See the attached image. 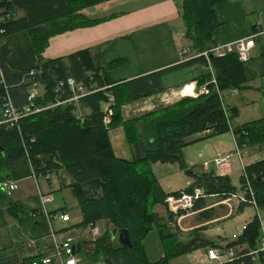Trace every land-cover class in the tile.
Instances as JSON below:
<instances>
[{
	"label": "trees",
	"instance_id": "1",
	"mask_svg": "<svg viewBox=\"0 0 264 264\" xmlns=\"http://www.w3.org/2000/svg\"><path fill=\"white\" fill-rule=\"evenodd\" d=\"M107 1L111 0H0V18L4 17L0 21V39L28 31L38 59L36 68L15 72L0 54V79L3 75L7 87L6 90L0 88V107L6 92L15 106L24 107L29 104L30 87L35 83L45 86V93L35 100L36 107L44 108L42 111L21 119L18 127L0 126V159L7 165L28 157L35 172L42 175L64 170L76 182L72 191L83 216L78 227H93L105 220L113 229L128 230L131 247L112 243L110 232H107L94 242V251L89 257L94 260L103 258L106 264H153L147 257L144 242L155 227L164 251V258L155 264H170L173 259L196 250L217 247L203 234L206 228L196 229L185 242L168 227L176 214L170 212L165 204L169 195L160 186L152 164L178 165L181 170L188 171L184 149L195 143L194 137L198 135H201L198 140H202L231 132L242 152L246 148H262L264 118L236 127L233 121L239 116L238 109L226 107L224 111L219 92L225 95L245 82L237 54L211 58L217 86L211 83L210 72L202 73L196 80L198 88L207 84L208 95L186 97L174 105L130 121L123 119L124 106L165 93L166 75L196 66L206 69V60L193 58L112 86L108 71L122 62L104 65L100 54L93 49L80 50L54 60L44 59L43 54L53 36L95 25L97 21L84 17L81 11ZM227 1L230 0H183L185 38L190 41L195 55L216 45L215 33L220 24L215 7ZM19 11L23 12V17L17 16ZM8 15L10 19L6 18ZM31 71L36 72L35 77H30ZM69 78L91 93L77 102L65 103L73 94L66 89L62 96L57 97L54 86ZM111 95L115 102L112 123L107 128L103 106ZM57 99L64 104L53 106ZM86 109L90 110L89 115L83 114L82 110ZM119 127L124 129L126 142L134 151L133 160L120 159L115 155L109 132ZM209 177L217 189L213 194L218 198L227 199L237 193L228 177ZM96 179L104 183L101 198H95L82 189L84 183ZM247 181L254 189L258 209L264 210V160L244 168L242 188ZM194 188L196 186H191L186 192H192ZM173 196L178 197L179 193ZM205 201L199 200L192 210L200 211L198 220L202 223L217 217L215 209H205ZM158 204L166 208L167 219L153 212ZM248 206L251 205L240 204L236 213H242ZM8 213L18 220L28 216L17 204H12ZM261 237V222L256 216L241 235L221 248L235 250L237 256L218 264H258V258L259 264H264V254L257 257L254 254L260 247ZM34 263L41 264L39 256L25 259L22 264ZM0 264H4L1 257Z\"/></svg>",
	"mask_w": 264,
	"mask_h": 264
},
{
	"label": "crops",
	"instance_id": "2",
	"mask_svg": "<svg viewBox=\"0 0 264 264\" xmlns=\"http://www.w3.org/2000/svg\"><path fill=\"white\" fill-rule=\"evenodd\" d=\"M182 4L183 0H111L87 7L81 11V14L97 23L90 27L78 28L53 36L43 57L45 60H54L80 50L93 49L100 54L104 65L122 62L108 71V79L112 86L177 66L181 64L182 50L190 47L191 44L185 38ZM23 15L21 11L17 14L18 17H23ZM215 15L220 24L215 33L216 45L226 46L240 40L255 38V46L248 59L246 61L239 59L243 66L245 82L226 92L230 93L232 104L227 107L224 101V105L227 108L238 109V117L242 114L241 108L247 106L248 111L257 118L254 121L263 119L264 108L261 107L264 101V0H230L217 5ZM0 54L7 66L15 72H28L38 65L33 41L28 31L1 38ZM206 72H210L208 67L205 69L196 66L166 75L164 78L166 92L124 106L122 108L123 119L130 121L163 107L174 105L186 97L193 98L192 93L200 94L196 80ZM39 85L40 83L31 86L30 91L35 90V87ZM40 86L43 87L42 92L45 93V86L42 84ZM187 88L189 90L185 92ZM187 93L190 95L185 96L184 94ZM82 111L85 115L90 114V110ZM109 137L114 152L116 144L123 148L126 143V134L122 127L111 130ZM200 138L201 135L194 137L196 142L203 141L202 153L196 160H186L188 171L179 168L181 173L189 175V179L185 180L186 187L196 186V188H202L207 193L213 194L217 191L210 181L209 176L213 175L228 177L232 186L240 193L244 168L264 160L259 156L261 152H264V147L243 150L242 160L238 157L240 164L233 162L219 169L216 167L212 169L210 160L214 154L221 156V152L222 154L227 153L222 151L224 145L230 148L233 146L236 150L235 137L229 132L217 137L198 140ZM129 149L132 154L131 159L118 157L116 152L115 155L120 159L133 160L134 151L130 146ZM157 164H152V170ZM234 165H238L240 170ZM172 166L179 167L178 165ZM3 181L17 182L19 187L11 195H7L0 189V257L4 264H22L25 259L38 256L43 246L50 244L52 232L58 234L60 239L72 237L76 243H80L82 252L77 254L79 264H84V257L93 254L94 242L113 230L112 225L105 220L93 227H78L83 222V216L79 201L72 191L76 182L64 170L42 175L35 172L28 157L16 159L7 165L2 164L0 159V184ZM103 187L104 183L100 179L82 185L84 192L94 195L95 198L102 197ZM182 192L186 190L182 188L176 193ZM207 199L211 200L212 197ZM12 204H17L28 213V216L18 220L9 215L8 209ZM205 206V209H209L207 204ZM218 206L222 207L216 202L210 209L218 208ZM232 206L233 208L229 209L224 217H216L207 223L198 221L197 229L216 226L221 222L234 221L238 218V222L235 221L236 226L233 233L238 237L256 216L260 215L262 219V214L264 215V210L258 211L252 206L246 207L242 213L238 214L236 213L237 206L234 204ZM154 208V212L160 217L168 218L164 206L158 204ZM249 208L254 209L253 216L248 213ZM195 213L199 215L200 211ZM56 214L68 215L70 220L63 222L60 218L53 219ZM190 216L181 217L178 225L180 226L181 222ZM245 218H249V221H245ZM243 221L245 223H242ZM181 229L186 233L185 228L181 227ZM211 230H215V234L208 235L209 230H207L208 233L206 230L203 231V234L207 235L206 237L219 249L234 240V237L228 239L229 237L221 236L218 229L211 227ZM227 230L232 231L229 226ZM88 236L91 238L89 239ZM114 243L120 245L118 240ZM144 245L151 263H158L164 258L162 243L155 227L146 238ZM208 249H199L179 258H186V264H206L204 260Z\"/></svg>",
	"mask_w": 264,
	"mask_h": 264
},
{
	"label": "built area",
	"instance_id": "3",
	"mask_svg": "<svg viewBox=\"0 0 264 264\" xmlns=\"http://www.w3.org/2000/svg\"><path fill=\"white\" fill-rule=\"evenodd\" d=\"M7 19H10L11 16L8 15L6 16ZM4 17L0 18V21H2ZM255 46V38L251 37L249 39H244L240 40L236 43L233 44H228L226 46H220V45H215L211 49L196 55V56H191V57H185L187 55V52L184 51L181 54V63L188 62L189 60L193 58H199L203 57L208 65L210 74L212 76L211 83H213L215 86H217V80L215 77V72L211 63V58L216 57V58H223L229 54H237L238 58L241 61H246L249 57V54L251 50ZM30 77H35L36 72L31 71ZM35 85H38V83H35ZM4 87L6 90V82L5 78L3 75H1L0 79V88ZM36 88V87H35ZM69 90L73 95L70 97L67 102H77L79 99L85 97L86 95L90 94L91 92L87 90L86 87H84L82 84H79L74 80L73 78H69L66 81H59L55 86H54V93L57 95V97H60L63 95V92L65 90ZM1 90V89H0ZM189 90V88L185 89V92ZM202 94H209V91L207 90L206 87L203 88L202 92L200 94H195L192 93L193 98L199 97V95ZM38 94L36 91H30L29 92V104L24 107H17L14 105L12 102V99L8 92L5 93L2 99V106L0 107V126H7L8 128H15L18 127V124L21 119L32 115L34 113H38L42 111L44 108L42 107H36L35 106V100L37 98ZM219 96L221 99V102L223 104L224 111L226 112V106L224 105V99L225 95L221 94L219 92ZM53 106H58L64 104V102L58 101ZM115 99L114 96L111 95L108 98V103L104 107V113H105V119H104V124L106 125L107 128L112 123V116H113V111L112 107L114 105ZM227 115V113H226ZM228 118V115H227ZM236 155L242 160V151L236 146ZM229 164V159L227 160H222V161H217V165L219 168L226 166ZM18 183L14 181H3L0 184V189L1 191L5 192L7 195H11L13 192L18 190ZM215 198L217 197L216 194H207L205 190L202 188H194L192 192H182L179 193L178 197L175 196H168L165 199V204L168 207L169 211L172 212L173 214H178L179 211H192L195 207V204L202 199H207V198ZM236 201L238 205L240 204H250L252 207H254L256 210L259 211L257 202L255 199V193L254 189L251 186L250 182L247 181L245 184L244 188H242L240 193H235L231 197L224 199V202L226 205H229V203ZM229 208L232 209L233 206L229 205ZM60 218L63 222H68L70 220V217L68 215H54L53 219ZM260 218V215H259ZM261 222V240H260V247L258 250L254 253L255 257H257L259 254H264V222L260 218ZM50 244L43 246V248L40 250L38 253V256L40 257L41 264H79L80 261L78 259V254L76 252L75 245L77 244L75 240L72 237H66L63 239L59 238V235L56 234L55 232H52L50 236ZM237 236H234V239H236ZM237 256V253L235 250H225V249H217V248H211L208 250L207 254V260L208 264H218L222 263L228 260H232ZM255 259V258H254ZM37 264V263H34Z\"/></svg>",
	"mask_w": 264,
	"mask_h": 264
},
{
	"label": "rangeland",
	"instance_id": "4",
	"mask_svg": "<svg viewBox=\"0 0 264 264\" xmlns=\"http://www.w3.org/2000/svg\"><path fill=\"white\" fill-rule=\"evenodd\" d=\"M190 47H186V49L182 50L183 52L186 51L187 52V55L185 57H188L189 55L190 56H193L195 55L194 54V51L192 50L191 48V44L189 45ZM196 56V55H195ZM189 58V57H188ZM211 79H212V76H211ZM41 85V84H40ZM38 86L35 88V90H32V91H36V93L39 95L42 96V94L44 92L43 91V87L41 86ZM206 87L207 88V84L202 86V87H199L198 90L199 92H202V88ZM207 90L209 91V89L207 88ZM189 94V93H187ZM186 94V96H187ZM232 97L230 95V93H226L225 94V104L227 105V107H229V104H232V101H231ZM108 103V102H107ZM262 107L261 108H264V101L262 103ZM242 114L240 115V117H238L237 119H235L233 121V124L235 126H243L247 123H250L254 120H256L257 118H255L256 116L252 115V113H250L248 111V107L247 106H243L242 108ZM262 113V112H261ZM260 114V112H259ZM264 115V113H262ZM203 141H199V142H196V143H193L191 144L190 146L186 147L184 149V156H185V160L187 159H192V160H196L198 158V155H200L202 153V143ZM116 149H115V152H116V155L118 157H125L127 159H131L132 158V154L130 152V149H129V146L127 144V142L123 145V148H121L120 146H118L116 144ZM222 151L223 152H227L226 154H222L221 152V156H217V154L215 153L213 158H211L210 161H212L210 167L213 169V168H217L219 169L218 165H217V161H222V160H227L229 159V163H233V162H236V164H240V160L238 158V156L236 155V150H235V147L233 148V146H231V148L229 146H226L224 145V147L222 148ZM214 153V152H213ZM228 155V156H227ZM227 156V157H226ZM260 158L261 159H264V152H261L259 154ZM225 157V158H223ZM235 168L238 169V165H234ZM177 168V169H176ZM173 170V171H172ZM240 170V169H238ZM157 179H158V182L160 184V186L162 187L163 191L167 194V195H175L176 192L180 191L182 188L183 190H187L188 189V186L186 187V182L185 180H188L189 179V175H186L185 173H181V171L179 170V167H175V166H172V165H161V164H157L155 165L154 169H153ZM170 187L171 189L169 190ZM213 200V201H212ZM217 204L220 203L222 207L218 206V208H215V210H217V218H220V217H224L228 214V210L230 209L229 208V205H233L234 206L236 205L237 206V209L239 207L238 204H236L237 202L236 201H233L231 203H229V205H226V203L224 202V199H220L218 197L216 198H212L211 200L210 199H206V204H207V208L211 206H213L214 204ZM161 206V205H160ZM154 209L153 208V212H154ZM161 210V208H160ZM236 211V210H235ZM180 212V211H179ZM196 211H190L189 213L186 212V211H182V213H178L176 214V217L172 219V221L169 222L168 224V227L172 230V232H174L176 234V236L179 237L180 240L182 241H185L187 242L190 238V236L192 235V233H194V231L197 229V226H198V214L195 213ZM237 212V211H236ZM195 213V214H193ZM248 213L253 216L255 214V211L254 209H251L249 208V211ZM186 215H191L189 218L183 220L181 222V225L179 226V219L183 216H186ZM239 216V215H237ZM262 220L264 222V215L262 214ZM238 222V218L235 219L234 221L233 220H229V221H226V222H221L220 224L218 225H211L209 227H206V233H208V235H211V234H215V230L212 231L211 230V227L215 228L216 230L218 229L220 232H221V236H226V237H229L228 239H233L234 235L236 234H233L234 231H235V226H236V222ZM245 221H249V218H245ZM242 223H245L244 221ZM231 228L232 231L230 230H227V228ZM181 227L185 228L186 233H184V231H182ZM245 227V226H244ZM205 229V228H203ZM207 230H209L207 232ZM207 236V235H205ZM208 237V236H207ZM88 238L90 239L91 236H88ZM209 250V249H208ZM221 250V249H220ZM207 254H208V251H207ZM207 258V256H206ZM205 258V262L206 264H208V260ZM84 264H106L105 260L103 258H99V259H93L92 257H84ZM185 259L186 258H178L176 260H173L172 262H170V264H186L185 263ZM259 258L257 259V263L259 264Z\"/></svg>",
	"mask_w": 264,
	"mask_h": 264
},
{
	"label": "water",
	"instance_id": "5",
	"mask_svg": "<svg viewBox=\"0 0 264 264\" xmlns=\"http://www.w3.org/2000/svg\"><path fill=\"white\" fill-rule=\"evenodd\" d=\"M110 237H111V242L114 243L116 240L119 241V243L123 246V247H131V239L129 236V232L126 229L123 230H119L114 228L111 232H110ZM76 248V252L77 253H81L82 252V245L80 243H77L75 245Z\"/></svg>",
	"mask_w": 264,
	"mask_h": 264
},
{
	"label": "bare ground",
	"instance_id": "6",
	"mask_svg": "<svg viewBox=\"0 0 264 264\" xmlns=\"http://www.w3.org/2000/svg\"><path fill=\"white\" fill-rule=\"evenodd\" d=\"M186 96V94H184ZM190 94H187V96H189Z\"/></svg>",
	"mask_w": 264,
	"mask_h": 264
}]
</instances>
